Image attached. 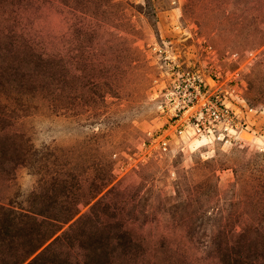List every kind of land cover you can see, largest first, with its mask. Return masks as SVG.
Masks as SVG:
<instances>
[{
    "label": "rangeland",
    "instance_id": "374dc122",
    "mask_svg": "<svg viewBox=\"0 0 264 264\" xmlns=\"http://www.w3.org/2000/svg\"><path fill=\"white\" fill-rule=\"evenodd\" d=\"M191 74L227 141L160 115ZM0 264H264V0H0Z\"/></svg>",
    "mask_w": 264,
    "mask_h": 264
},
{
    "label": "built area",
    "instance_id": "2783aa9c",
    "mask_svg": "<svg viewBox=\"0 0 264 264\" xmlns=\"http://www.w3.org/2000/svg\"><path fill=\"white\" fill-rule=\"evenodd\" d=\"M209 78L212 83L203 82L192 74L187 75L186 79L177 82L174 88L164 94L158 108L162 117L173 111L172 116L167 117L171 120L169 126H173L178 134L189 132L227 141L229 134L237 128L236 110L229 106L220 90L211 88L215 80ZM178 119L183 120L178 123ZM167 135L158 134L155 139L165 147Z\"/></svg>",
    "mask_w": 264,
    "mask_h": 264
},
{
    "label": "bare ground",
    "instance_id": "6f19581e",
    "mask_svg": "<svg viewBox=\"0 0 264 264\" xmlns=\"http://www.w3.org/2000/svg\"><path fill=\"white\" fill-rule=\"evenodd\" d=\"M195 140H199V139H195Z\"/></svg>",
    "mask_w": 264,
    "mask_h": 264
}]
</instances>
